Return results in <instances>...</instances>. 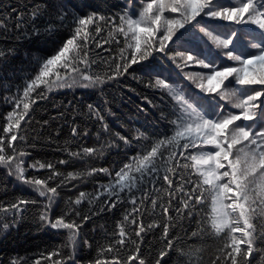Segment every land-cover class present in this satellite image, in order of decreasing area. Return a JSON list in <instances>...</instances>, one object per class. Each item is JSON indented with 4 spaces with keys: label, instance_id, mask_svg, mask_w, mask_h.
Listing matches in <instances>:
<instances>
[{
    "label": "trees",
    "instance_id": "1",
    "mask_svg": "<svg viewBox=\"0 0 264 264\" xmlns=\"http://www.w3.org/2000/svg\"><path fill=\"white\" fill-rule=\"evenodd\" d=\"M58 2L67 5L64 11L68 14L62 22L57 19L59 10L55 6ZM147 2L0 0V20L3 21L0 26V50L5 53L0 57V136H4L2 129L8 122L7 114L22 109V104L19 109L15 107V100L22 96L26 83L38 73L43 61L54 55L71 37L74 28L72 13L85 15L97 12L113 18L99 22V33L89 29L87 74L100 77L103 83L84 87L87 81H81L78 72L61 68L60 76L66 77L71 87L53 86L49 90L41 86L31 94V100L35 102H30L28 114L15 133L17 140L11 142L12 147L17 153H25V178L45 180L48 187H56L57 193L49 205V201L39 195L36 186L18 179L15 167L0 165V226L8 225L6 230L0 227V264H96L97 260L111 262L113 257H118L119 264H138V261L127 260L128 256L135 254L136 246H139V256L145 260V264H156L157 259L160 264H231V258L227 256L230 248H225V244L230 243L228 231L217 233L210 224L213 193L207 186L203 188L202 203L196 205L191 215L188 214L189 209L182 208V199L187 198L184 192L190 191L194 183H199L198 176L191 168V161L181 159L180 163H187L188 167L178 169L175 177L170 176L173 179L171 187L160 178L164 173L161 165L159 174L152 173L143 179L138 186L142 191L133 189L131 194L121 192L115 207L104 203L106 199L115 200V197L92 198L103 191L101 186L114 181L116 171L129 164L132 157L143 155L155 140L173 133L171 121L176 118L173 115L176 111L174 100L165 90L152 86L156 78L166 79L182 89L196 107L203 105L205 109H215L217 114L221 111L240 114V110L234 106L237 102L234 98L222 99L217 93H206L196 87V83L200 82L199 76H206L209 69L192 64L186 66L177 55L191 51L193 56L201 59L207 57L206 62L214 61L217 69L238 66L237 62L224 55V50L201 39L203 34L199 29L206 21L218 24L223 32H237L241 39L235 42L234 54H257L250 47L252 43H258L261 36V31L255 25L211 21L204 17L201 24L193 21L195 27L186 26L187 31L182 29L183 35L177 33L179 38L174 37L165 52L153 51L147 60L114 76L117 63L126 62L120 59L121 50H124L126 58L132 55V50L126 47L132 41H126L114 31L119 24L118 18L126 13L133 19L138 18ZM221 2L228 4V0ZM234 2L238 6V0ZM165 15L169 18L175 16H170L167 11ZM50 24L54 26L52 31H48ZM259 70L257 66L256 71ZM83 71L84 67L80 65V72ZM190 75L194 76L195 82L188 79ZM110 76L114 78L109 79ZM253 87L259 90L261 86ZM233 88L242 86L236 85L232 77L221 86V90L230 91ZM257 103L260 107L256 120L245 121L242 118L235 122L236 126L252 125L255 131L264 127V97ZM93 109L103 117L102 121ZM208 118L214 117L208 115ZM104 124H107V130ZM73 129L76 130L75 134ZM138 131L145 133V138L135 139ZM121 136L127 137L129 143H124L119 138ZM246 143L234 145L233 154H240L241 148L250 151L245 147ZM210 147L205 146V150H210ZM86 148L97 151L87 154L83 152ZM196 151L190 149L185 155ZM3 154H13L8 147V137H5ZM39 164H52L53 168H40ZM93 169L97 171L89 175ZM99 169H107L108 172ZM53 172L58 175L53 176ZM69 173L77 178H70ZM254 179L255 183L249 184L253 189L249 193L251 200L246 202L245 207L256 239L247 261L248 264H264V203H261L264 196L259 189V172ZM181 185L184 192L177 191ZM80 193L86 196L76 205L73 202ZM145 193L147 198L140 204ZM133 194L139 205V213L130 215L134 207L130 202ZM152 200L156 201L155 206ZM19 201L27 203L21 205L19 211L12 209L11 205ZM164 207L168 208L167 214L163 212ZM46 211L51 220L67 213L66 221H75L80 225L75 244L69 242V230L54 229L41 221V214ZM126 215L130 220L135 218L143 222L146 230L140 237L135 235L137 225L124 220ZM84 217L88 218L85 220ZM165 224L169 227L167 239L163 237ZM121 225L130 237L125 239L123 246L116 244L120 239ZM148 225L157 226L148 229ZM236 235L239 236V233ZM167 240L172 241L171 249L166 247ZM109 245L114 246L112 252L102 251ZM161 251L165 252L163 257L159 256ZM237 261L240 264V257H237Z\"/></svg>",
    "mask_w": 264,
    "mask_h": 264
},
{
    "label": "snow or ice",
    "instance_id": "2",
    "mask_svg": "<svg viewBox=\"0 0 264 264\" xmlns=\"http://www.w3.org/2000/svg\"><path fill=\"white\" fill-rule=\"evenodd\" d=\"M55 8L59 10L57 19L62 22L68 14L64 11V9H67V5L58 2ZM166 11L170 16L172 14H175V16L169 18L165 15ZM33 15L35 16L36 13H33ZM72 16L74 28L71 37L63 42L54 55L43 61L38 73L26 83L22 96L15 100V107L19 109L22 104V109L7 114L8 122L2 129L4 136H0V165L13 166V162L17 161L14 167L18 179L36 186L39 195L45 197L49 201V205L57 193L56 187H48L45 180H27L23 168L25 153H17L11 142L17 140L15 133L20 129L21 121L28 114L30 102H35L31 100V94L36 89L41 86H45L49 90L53 86L57 88L72 86L67 83L66 77L60 76L59 69L63 68L66 71L70 69L72 72H78L81 81H87L83 85L84 87L104 82L98 76L87 74L89 67L87 52L89 29L91 28L95 33H99L101 31L99 22L111 21L113 18L105 17L97 12L85 15L73 12ZM198 17L201 19L198 20ZM204 17L209 18L211 21L255 25L261 31L259 42L250 45L252 49L256 50L257 54L249 55L245 52L236 55L233 52V49L236 48L235 42L241 39L236 31L223 32L218 24L207 21L204 26L200 27L199 31L203 34L201 39L205 43L211 42V45H214L217 49L224 50L225 56L237 62L238 66L236 67L217 69L214 61L206 62L207 57L201 59L199 56H193L191 51L177 54L184 60L186 66L192 64L209 69L210 71L206 76H199L200 82L196 83V87L206 93H217L222 99L234 98L237 101L234 106L240 110V114L234 115L222 111L217 114L215 109H205L203 105L196 107L186 98L182 89L168 83L166 79L156 78L152 82V86L165 90L170 98L174 100L176 111L173 115L176 118L171 121L174 128L173 133L162 135L160 139L152 143L150 149L143 155L132 157L129 164L116 171L114 181L106 186H101L103 191L96 193L92 198L99 200L101 196L115 197V200L108 201L106 199L104 201L109 206L115 207L121 192L127 191L131 194L133 189H138L146 176L152 173L159 174L161 165L164 167V173L160 178L171 187L173 179L170 176L175 177L178 174V169L188 167L187 163H180L181 159L191 161V168L198 176L199 183H194L188 192H184L183 185L177 189V191L184 192V196L187 197L182 199V208L189 209L188 214L191 215L196 205L202 203L203 188L207 186V189L213 193L211 197V227L217 233L228 231L230 243L225 244V248H230L227 256L231 258V264H238L237 257H240V264H248L247 257L253 252V242L256 237L253 235L255 229L249 222L250 217L247 215L248 210L245 204L251 200L249 193L253 189H250L249 184L255 183L254 176L257 172H259L260 193L264 196V127L255 131L252 125L247 127L236 126L235 122L240 121L242 118L245 121L254 122L260 107L257 101L264 97V0H238V6L234 0H228L227 5L222 3L221 0H148L139 12L138 18L133 19L127 13L118 18L119 24L114 28V31L121 34L126 41L129 39L132 41V43L126 44V47L132 50V55L126 58L123 55L124 50H121L120 59L121 61L126 60V62L117 63L114 76L127 72L132 65L147 60L153 51L165 52L169 42L177 37V33H181L182 29L187 31L186 26L195 27L193 21L196 24H201ZM2 25L3 21L0 20V26ZM53 27L50 24L48 31H52ZM4 55L3 50H0V57ZM80 65L84 67L83 72H80ZM257 66L260 69L259 72L256 71ZM114 76H110L109 79L114 78ZM230 77L234 78V83L242 86V88H233L230 91L221 90V86ZM188 79L195 82L193 75H190ZM73 82H75V79H73ZM253 86L261 87L257 90ZM248 92H251V94H248ZM89 108L91 109L92 106L90 105ZM93 111H95L97 118L102 121L103 117L100 116L99 112L94 109ZM206 112L214 118L209 119ZM103 127L107 130V124H104ZM75 132L76 130L73 129V134ZM9 134L11 135L9 136ZM5 137H8V147L11 149L12 155L3 154L5 151ZM119 138L124 143H129L127 137L121 136ZM142 138H145V133L138 131L135 139ZM244 142H247L245 147L249 148L250 151L241 148L239 150L240 154L234 155V145ZM205 146H211L210 150H205ZM190 149H196L197 151L186 156L185 153L189 152ZM96 151L95 148L83 149V152L87 154H93ZM72 155H80V153H73ZM46 166L49 169L53 168L52 164H39L40 168ZM31 167H35V165ZM96 171V169H93L88 174L92 175ZM99 171L108 172L107 169H99ZM55 175H58V173L53 172V176ZM69 177L72 179L77 178L72 173H69ZM250 177H253V179L249 180ZM188 183L192 182L188 181ZM198 189H201L199 193ZM138 190L142 191V188ZM85 196V193H80L79 198L73 203L80 204ZM146 198L147 193L141 198L140 204ZM226 201L231 202L227 203ZM130 202L134 205L130 215L138 214L139 205L134 194L131 196ZM26 203L27 201H19L12 204L11 208L19 211L20 206ZM261 203H264V199L261 200ZM152 204L155 206L156 201L152 200ZM163 212L167 214L168 208L164 207ZM66 215L68 214L65 213L55 220H51L46 211L41 214L40 219L54 229L69 230V242L75 244L80 225L75 221H66ZM87 218L84 217L85 220ZM124 220L137 225L135 231L137 237L145 232L146 229L142 221L138 222L135 218L130 220L128 215L124 217ZM154 226L157 225H148V229ZM0 227L6 230L8 225ZM168 233L169 227L165 224L163 227V237L165 239H167ZM237 233H239V236L236 235ZM119 237L120 239L116 241V244L120 246L124 245L126 238L130 239L123 225L119 227ZM242 246L244 247L242 248ZM166 247L171 249V240H167ZM113 250V245L102 249L104 252H112ZM139 252V246H136L135 254L128 256L127 260L145 264V260L139 256ZM164 255V251L159 253L160 257ZM57 264H60V262H57ZM96 264H119V259L113 257L111 262L97 260ZM156 264H160L159 259H157Z\"/></svg>",
    "mask_w": 264,
    "mask_h": 264
},
{
    "label": "rangeland",
    "instance_id": "3",
    "mask_svg": "<svg viewBox=\"0 0 264 264\" xmlns=\"http://www.w3.org/2000/svg\"><path fill=\"white\" fill-rule=\"evenodd\" d=\"M16 162H17V161H14V162H13V166H12V167H14V164H15Z\"/></svg>",
    "mask_w": 264,
    "mask_h": 264
}]
</instances>
